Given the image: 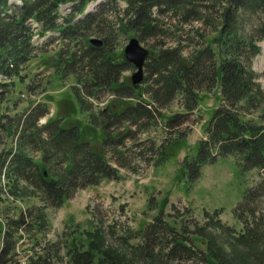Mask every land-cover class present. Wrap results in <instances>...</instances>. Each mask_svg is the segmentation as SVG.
Returning a JSON list of instances; mask_svg holds the SVG:
<instances>
[{
    "label": "rangeland",
    "instance_id": "374dc122",
    "mask_svg": "<svg viewBox=\"0 0 264 264\" xmlns=\"http://www.w3.org/2000/svg\"><path fill=\"white\" fill-rule=\"evenodd\" d=\"M12 1L21 4V0ZM105 2L91 1L85 12L76 15V20L93 19L91 28L82 29L84 36L77 43L56 31L41 36L34 22L31 57L21 68V76L7 78L8 84L0 89V125L11 124L10 132L0 128V157H6L9 150L23 151L34 163L25 176L16 175L14 168H5L0 174V264H32V258H40L35 264H75L76 247L86 250L95 237L104 243L95 250L92 264H264V196L250 206L255 213L247 217L248 221L247 212L237 208L246 190L260 180L259 170L241 172L232 155L203 165L193 181L184 168L197 155L199 141L206 138V126L221 99L218 87L198 89L199 103L193 111L186 109L184 95L164 105L147 103L152 116L137 124L106 122L104 115L110 109L114 112L134 105L138 102L135 96L108 89L87 92L92 88L89 82L83 85L84 78L94 80L87 76L85 63L72 56L85 55L90 38L103 40L107 32L113 58L126 62L124 47L132 36H138L119 29L124 24L120 9L125 8V2L103 10ZM72 6L61 5L62 17ZM168 16L161 19L169 32L140 41L149 49L145 64L160 49L181 40L184 53L190 54V44L198 40L186 30L205 29L196 23L179 30V22ZM258 44L261 51L253 59V68L264 87V39ZM148 69L144 65L145 77L140 84L146 100L151 99L146 88L155 79ZM135 71L129 63L120 73V81L134 87ZM127 87L120 92L131 93ZM76 93L85 99L89 111L81 108ZM39 108H46L48 113L36 120L32 114ZM262 110L256 109L251 116L259 119ZM177 113L183 116L170 123ZM54 119L65 127H79L83 140L119 169L118 178L79 188L61 205L51 204L36 187V177L28 180L26 176L32 174L35 165L54 172L62 171L67 163L64 153L52 148L53 144H47L45 152L33 139L46 142L50 134L41 128ZM105 122L109 124L106 129ZM38 129L40 132L35 133ZM105 133L111 135L107 144H103ZM29 138L32 145L23 149L20 141ZM21 213H25V223L16 221ZM38 213L44 219L33 227L32 219ZM48 252L57 255L45 259ZM106 255L113 257V262Z\"/></svg>",
    "mask_w": 264,
    "mask_h": 264
},
{
    "label": "trees",
    "instance_id": "16d2710c",
    "mask_svg": "<svg viewBox=\"0 0 264 264\" xmlns=\"http://www.w3.org/2000/svg\"><path fill=\"white\" fill-rule=\"evenodd\" d=\"M91 1L94 0H21L18 5L12 0H0V75L6 78H1L0 89L8 84L7 78L21 76V68L31 57L34 22L36 32L41 36L56 31L65 39L70 37L77 43L84 36L82 29L91 28L93 19L75 18L77 14L85 12ZM120 1L126 5L120 9L124 24L119 29L122 33L137 34L134 36L140 41L170 31L166 27L168 24L161 19L165 15L179 22V30H186V26L192 27L196 23L205 29L186 30L192 39L198 40V43L190 44L193 45L190 54L184 53L180 39L181 42L166 46L159 50L157 56L150 57L145 65L155 79L154 84L145 90L150 93L151 101L143 98V88L127 87L126 83L120 81L119 75L129 62L115 61L110 35L103 33L105 36L101 46L90 43L85 55L76 56L73 53L75 57L71 58L84 62L89 68L87 76H91L94 82L84 78L83 85L89 82L92 88H87V92L92 94L95 89H108L113 93L135 96L138 102L134 105L114 112L110 109L104 115L108 118L106 122L129 121L137 124L142 118L152 116L147 103L164 105L184 95L186 109L193 111L199 103L198 89L211 91L218 87L221 99L206 126V138L199 141L197 155L184 168L189 170L193 181L200 176L203 165L232 155L241 172L258 169L260 180L246 190L237 206L240 211L247 212L245 217L248 221L247 217L255 213L250 206L264 196V87L259 80V73L253 68V59L261 51L258 42L264 39V0H107L103 10ZM66 3H72L73 6L71 12L62 17L60 8ZM77 79L81 83L80 76ZM124 87L131 89V93H121ZM76 96L81 108L89 111L85 99L79 93ZM260 107L263 112L259 119H255L251 115ZM2 108L3 98L0 97V110ZM47 113L46 108H39L32 117L37 120ZM180 116L183 114L174 115L170 123L173 124ZM106 122L105 129L109 126ZM2 128L10 132L11 124L3 125ZM41 129L49 132L50 138L42 142L33 137L34 141H38L39 147L44 148L45 152L48 150L47 144H53L51 147L64 153L67 161L62 171L50 172L44 167L40 170L35 165L32 174L26 176L28 180L32 175L36 177V187L42 190L51 204L61 205L65 198L79 188L97 185L103 179L118 178L119 169L94 150L89 141L83 140L79 127H65L60 120L54 119ZM41 129L34 132L39 133ZM110 137L109 133H105L103 144L110 142ZM179 137H175V140ZM31 139L20 141L23 149L29 147ZM33 165V161L23 151L9 150L6 157H0V174L5 168L6 171L14 168L16 175L25 176ZM24 218L25 213H21L16 221L25 223ZM40 219H44L40 213L33 217V227L40 226ZM103 243L101 238L95 237L88 242L86 250L79 251L76 247L75 264H92L95 250ZM56 255L57 252H48L44 258L51 260ZM105 258L113 262V257L106 255ZM39 260L32 258V264Z\"/></svg>",
    "mask_w": 264,
    "mask_h": 264
},
{
    "label": "water",
    "instance_id": "95a60500",
    "mask_svg": "<svg viewBox=\"0 0 264 264\" xmlns=\"http://www.w3.org/2000/svg\"><path fill=\"white\" fill-rule=\"evenodd\" d=\"M95 46H101L103 40L92 38L90 40ZM124 55L126 62L133 64L136 71L132 75V83L136 89H139L140 83L144 80V65L149 56V49L143 46L138 37L132 36L124 47Z\"/></svg>",
    "mask_w": 264,
    "mask_h": 264
},
{
    "label": "bare ground",
    "instance_id": "6f19581e",
    "mask_svg": "<svg viewBox=\"0 0 264 264\" xmlns=\"http://www.w3.org/2000/svg\"><path fill=\"white\" fill-rule=\"evenodd\" d=\"M197 22V21H196ZM84 83V82H83ZM141 84V83H140ZM58 143V142H57Z\"/></svg>",
    "mask_w": 264,
    "mask_h": 264
}]
</instances>
